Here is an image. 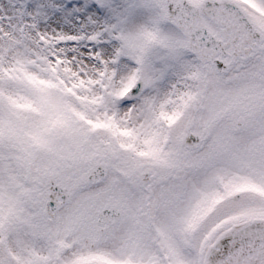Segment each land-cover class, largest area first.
<instances>
[{"label": "snow or ice", "instance_id": "1", "mask_svg": "<svg viewBox=\"0 0 264 264\" xmlns=\"http://www.w3.org/2000/svg\"><path fill=\"white\" fill-rule=\"evenodd\" d=\"M0 264H264V0H0Z\"/></svg>", "mask_w": 264, "mask_h": 264}]
</instances>
